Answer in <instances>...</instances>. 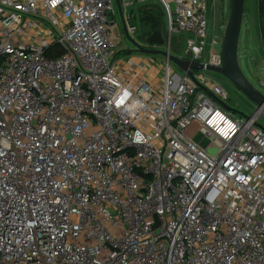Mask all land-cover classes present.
<instances>
[{"label":"built area","instance_id":"1","mask_svg":"<svg viewBox=\"0 0 264 264\" xmlns=\"http://www.w3.org/2000/svg\"><path fill=\"white\" fill-rule=\"evenodd\" d=\"M120 1L131 35L128 10L156 2L169 54L184 33L181 58L214 64L207 0ZM116 15L0 0V264H264V108L238 118L169 58L119 60Z\"/></svg>","mask_w":264,"mask_h":264},{"label":"rangeland","instance_id":"2","mask_svg":"<svg viewBox=\"0 0 264 264\" xmlns=\"http://www.w3.org/2000/svg\"><path fill=\"white\" fill-rule=\"evenodd\" d=\"M208 2V20L211 24V31L209 34V44L206 48V56L208 61H213L214 64L220 65L221 64V55H222V44L224 40L225 30L227 27L230 8H231V0H207ZM152 3V2H151ZM154 6L155 9H158V3ZM252 11V17H245L248 13L247 6L245 8V15L243 19V27H242V34L239 44V58L242 70L246 77L248 78L249 82L262 94H264V52L258 55L257 47L260 48V44H257L258 38L257 34L260 32V24L256 25V21L254 16L257 15V11L259 8L258 0H247L246 5ZM153 7L143 8L144 11H150ZM172 8L174 5L172 4ZM128 13H132L134 19L131 20L129 23L136 27L138 30L136 34H132L133 39L142 43L140 41V37H142V33H146V29L141 26V13L140 8L138 6H134L128 10ZM248 15V14H247ZM114 21V25L110 27L111 33L115 39V42L118 46H120L121 52L118 56V59L121 61H126L130 58L138 59L142 58L144 60L156 62L158 66L165 64V58L162 56H151V55H138L123 51L133 50V45L127 41L124 36L121 20L119 15L115 17H110V22ZM262 23L264 24V17L262 18ZM161 26L158 30L162 31L164 39L166 43L164 46L160 47L161 50L166 51L168 50V41H169V31H168V24L163 15L160 18ZM246 24V27H245ZM255 38V41H254ZM142 39V38H141ZM188 35L184 33L180 34H173L171 36V46L172 52L171 54L176 57H184L187 47ZM217 42V46H215L214 55L211 54L212 51V42ZM175 73L179 74L180 76H184V73L179 71L175 66H172ZM202 75L205 76L206 80L209 78L219 85H221L228 93L229 100L227 104L234 109L236 112H230V114L245 119V116L252 115L255 110L256 106L249 101L242 93L239 92L226 78L207 71H202ZM229 112V111H228ZM258 125L264 128V115L259 119ZM188 135L194 139L196 143L199 145L201 144L203 147L208 145L207 141H204V136L199 131V126L195 124L191 127L188 131ZM208 154L211 157H215L218 154V148L210 147L208 149Z\"/></svg>","mask_w":264,"mask_h":264},{"label":"water","instance_id":"3","mask_svg":"<svg viewBox=\"0 0 264 264\" xmlns=\"http://www.w3.org/2000/svg\"><path fill=\"white\" fill-rule=\"evenodd\" d=\"M246 1L247 0H231L229 19L222 44L221 64L216 65L205 64L197 61H192L190 59L176 57L172 54H169L167 50H161L160 47L164 46L165 44V39L161 30H157L152 35L147 37L145 40L146 47H144L138 41L133 39L127 26L122 3L120 0H115L124 36L127 41L134 47L133 50L123 52L169 58L173 66H175L179 71L186 74L200 90L214 99L226 111L236 112L227 103L220 100L208 87L202 84L196 76L197 73L207 71L216 73L226 78L236 89L239 90L240 93H242L246 98L249 99V101H251L256 106V110L262 107L264 108V94L259 92L249 82L248 78L242 70L239 58V44L242 34ZM113 25L114 23L110 24V26ZM245 119H249V116H245ZM257 127L264 131V128H262L260 125H257Z\"/></svg>","mask_w":264,"mask_h":264},{"label":"trees","instance_id":"4","mask_svg":"<svg viewBox=\"0 0 264 264\" xmlns=\"http://www.w3.org/2000/svg\"><path fill=\"white\" fill-rule=\"evenodd\" d=\"M259 8H258V16L260 20V33L264 42V24L262 23V18L264 17V0H258ZM156 4H147L140 8L141 15V26L144 27L147 31L146 33H142V37L140 39H145L152 35L155 31L159 29L161 26L160 18L163 15L162 8L157 5L158 9H155L154 6ZM151 8L150 11H144L143 8Z\"/></svg>","mask_w":264,"mask_h":264},{"label":"crops","instance_id":"5","mask_svg":"<svg viewBox=\"0 0 264 264\" xmlns=\"http://www.w3.org/2000/svg\"><path fill=\"white\" fill-rule=\"evenodd\" d=\"M246 6H247V9H248V13H247L248 15L246 14L245 17H247V19H248V17H252V11L248 7V4ZM254 18H255V21H256V25L258 23L260 24V20H259V16H258V11H257V15L254 16ZM245 27H246V24H245ZM257 38L259 39L258 42H257V44H260V48L257 47L256 49H257L258 55H260V54H262V52H264V42H263V39H262V36H261V33L260 32H258ZM254 41H255V38H254Z\"/></svg>","mask_w":264,"mask_h":264},{"label":"flooded vegetation","instance_id":"6","mask_svg":"<svg viewBox=\"0 0 264 264\" xmlns=\"http://www.w3.org/2000/svg\"><path fill=\"white\" fill-rule=\"evenodd\" d=\"M145 40H146V38H145V39H140V41H142V43L139 42V43H140L141 45H143L144 47H146V46H145Z\"/></svg>","mask_w":264,"mask_h":264}]
</instances>
